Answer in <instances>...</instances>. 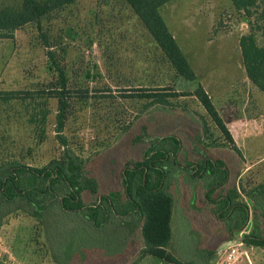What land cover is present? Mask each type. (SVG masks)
Here are the masks:
<instances>
[{
  "label": "rangeland",
  "instance_id": "obj_1",
  "mask_svg": "<svg viewBox=\"0 0 264 264\" xmlns=\"http://www.w3.org/2000/svg\"><path fill=\"white\" fill-rule=\"evenodd\" d=\"M159 14L211 97L232 143L190 95L196 83L173 72L122 0H79L52 13L41 27L26 25L10 38H0V91L30 93L25 99L0 100V166L40 167L61 152L54 125L56 99L45 92L54 76L47 70L44 34L58 43L55 51L69 85L80 90L62 135L86 160L102 189L119 185L123 163L140 155L142 145L132 144L121 134L123 128L129 126L135 134L146 126L152 133L181 138L186 153L181 164L197 162L207 152L222 160L229 177L213 196L238 184L240 200L248 202L250 211L245 231L264 228V197L252 193L264 183V95L247 80L238 46L249 25L230 0H172ZM263 39L258 32L260 45ZM161 86L176 95L166 107L136 96L139 90L147 93ZM169 180L174 204L167 249L179 262L264 264V250L238 245L244 230L230 237L226 223L206 202L202 183H189L181 171H171ZM64 232L50 241L31 217L12 214L0 227V264H168L139 257L137 232L126 238L123 231L117 233L118 247L107 238L81 239L74 233L73 239ZM115 247L119 250L114 254L100 256ZM231 247L236 258L227 260Z\"/></svg>",
  "mask_w": 264,
  "mask_h": 264
},
{
  "label": "trees",
  "instance_id": "obj_2",
  "mask_svg": "<svg viewBox=\"0 0 264 264\" xmlns=\"http://www.w3.org/2000/svg\"><path fill=\"white\" fill-rule=\"evenodd\" d=\"M77 1L0 0V38H10L14 31L26 25L41 27L45 18ZM171 1L122 0L149 34L173 72L185 81L196 83L190 95L222 137L232 143L231 135L208 92L197 82V76L186 56L159 14V8ZM230 2L235 11L243 14L250 28L248 33L238 39L245 76L264 95V39L261 45L257 41L258 32L264 36V0ZM41 39L47 70L54 76V82L45 92L56 99L54 125L58 130L56 136L61 152L40 167L25 163L0 166V227L7 217L23 213L39 224L46 239L55 242L58 233L64 231L72 238L75 233L81 239L103 237L112 242L119 240L117 233L121 231L125 233V238L137 232L142 243L140 258L149 256L168 264H182L167 249L172 238L174 204L168 177L171 171H181L186 174L189 183H202L206 202L213 208V213L226 223L230 237L244 230L250 211L248 202L240 200L242 191L239 185L234 184L225 194L213 196L228 180L229 172L225 163L214 159L207 152L202 153L197 162L188 160L181 164L180 159L186 158V153L181 138L175 134L152 133L146 126H141L133 134L130 132L131 127H124L121 134H127L132 144L142 145L140 155L137 159L123 163L119 185L102 189L98 178L88 170L86 160L68 147L61 132L69 117L72 100L80 90L75 91L69 85L65 69L55 51L58 43L49 42L44 34ZM141 92L146 91L139 90L136 96L149 99L152 104L161 107L169 105L170 98L176 96L162 86L147 93ZM28 97L30 93L27 92L0 91V100ZM214 142L211 140L209 144ZM252 193L264 197V183L253 189ZM245 195L251 199L248 194ZM240 242L264 250V228H252L241 235ZM55 244L58 250L59 246ZM116 246H119L118 242ZM117 247L106 250L100 256L114 254L119 250Z\"/></svg>",
  "mask_w": 264,
  "mask_h": 264
},
{
  "label": "built area",
  "instance_id": "obj_3",
  "mask_svg": "<svg viewBox=\"0 0 264 264\" xmlns=\"http://www.w3.org/2000/svg\"><path fill=\"white\" fill-rule=\"evenodd\" d=\"M241 244H242L241 242L238 243V245H241ZM235 253H236V249H235L234 247H231L229 253L227 254L226 259H227V260L235 259V258H236V257H235ZM245 256H246V255H245Z\"/></svg>",
  "mask_w": 264,
  "mask_h": 264
},
{
  "label": "crops",
  "instance_id": "obj_4",
  "mask_svg": "<svg viewBox=\"0 0 264 264\" xmlns=\"http://www.w3.org/2000/svg\"><path fill=\"white\" fill-rule=\"evenodd\" d=\"M167 4H168V3H167ZM163 6L165 7V6H166V4H165V5H163ZM163 6H162V7H163ZM173 37L175 38V36H174V35H173ZM175 39H176V38H175ZM210 98H211V97H210ZM221 118H222V117H221ZM228 131H229V130H228ZM246 227H247V226H246ZM246 227L244 228V231H243L244 233H248V231H245V230H246ZM239 234H241V233H239Z\"/></svg>",
  "mask_w": 264,
  "mask_h": 264
}]
</instances>
